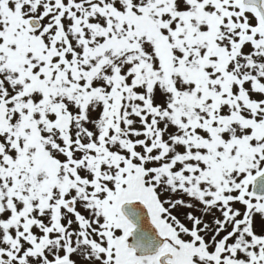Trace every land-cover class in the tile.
Wrapping results in <instances>:
<instances>
[{
	"label": "snow or ice",
	"instance_id": "obj_1",
	"mask_svg": "<svg viewBox=\"0 0 264 264\" xmlns=\"http://www.w3.org/2000/svg\"><path fill=\"white\" fill-rule=\"evenodd\" d=\"M260 177L264 0H0V264H264Z\"/></svg>",
	"mask_w": 264,
	"mask_h": 264
},
{
	"label": "water",
	"instance_id": "obj_2",
	"mask_svg": "<svg viewBox=\"0 0 264 264\" xmlns=\"http://www.w3.org/2000/svg\"><path fill=\"white\" fill-rule=\"evenodd\" d=\"M254 191L257 195L264 196V177L257 179ZM122 211L136 225L133 235L128 240L130 247L136 248L138 255L155 254L164 243V238L159 236L158 230L151 224L147 208L137 201L125 204Z\"/></svg>",
	"mask_w": 264,
	"mask_h": 264
},
{
	"label": "rangeland",
	"instance_id": "obj_3",
	"mask_svg": "<svg viewBox=\"0 0 264 264\" xmlns=\"http://www.w3.org/2000/svg\"><path fill=\"white\" fill-rule=\"evenodd\" d=\"M247 50L248 49H246V51ZM176 198H180L179 193H177L175 196H173V199H176ZM184 199L187 200V197H184ZM236 207L241 208V210H243L242 206H240V205H236ZM187 211H189L187 208H178L177 210H175V214H177L181 219H183V217L181 215H184V213H186ZM196 214L199 215V213H196ZM207 219H211V217H207ZM256 219H257V230H259V217H257Z\"/></svg>",
	"mask_w": 264,
	"mask_h": 264
},
{
	"label": "flooded vegetation",
	"instance_id": "obj_4",
	"mask_svg": "<svg viewBox=\"0 0 264 264\" xmlns=\"http://www.w3.org/2000/svg\"><path fill=\"white\" fill-rule=\"evenodd\" d=\"M81 211H83L82 209H81ZM86 214V213H85ZM182 217H183V215H181ZM74 227H75V225H74Z\"/></svg>",
	"mask_w": 264,
	"mask_h": 264
}]
</instances>
